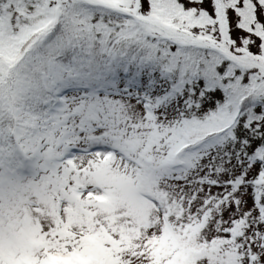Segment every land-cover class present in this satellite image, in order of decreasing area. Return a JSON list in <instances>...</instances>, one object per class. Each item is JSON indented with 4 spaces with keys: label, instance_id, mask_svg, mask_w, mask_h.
<instances>
[{
    "label": "snow or ice",
    "instance_id": "snow-or-ice-1",
    "mask_svg": "<svg viewBox=\"0 0 264 264\" xmlns=\"http://www.w3.org/2000/svg\"><path fill=\"white\" fill-rule=\"evenodd\" d=\"M0 264H264V0H0Z\"/></svg>",
    "mask_w": 264,
    "mask_h": 264
}]
</instances>
